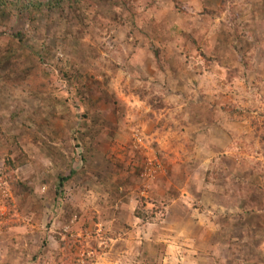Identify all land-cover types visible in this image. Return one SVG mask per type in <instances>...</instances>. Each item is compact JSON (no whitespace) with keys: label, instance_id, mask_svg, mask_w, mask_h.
<instances>
[{"label":"rangeland","instance_id":"rangeland-1","mask_svg":"<svg viewBox=\"0 0 264 264\" xmlns=\"http://www.w3.org/2000/svg\"><path fill=\"white\" fill-rule=\"evenodd\" d=\"M83 10L81 25L13 18L0 36V75L20 63L0 81V172L25 157L12 171L28 188L21 197L0 177V231L12 226L25 244L0 233L4 263L264 264V0H84ZM72 155L81 170L65 206L24 199L57 189Z\"/></svg>","mask_w":264,"mask_h":264},{"label":"trees","instance_id":"trees-1","mask_svg":"<svg viewBox=\"0 0 264 264\" xmlns=\"http://www.w3.org/2000/svg\"><path fill=\"white\" fill-rule=\"evenodd\" d=\"M83 2L84 0H0V36L8 34L6 29H9L10 32V23L13 18H16L17 21L25 18L30 25H34L42 18H47L51 22L55 14L61 18H63V16L67 17V15L70 14L72 18H76L78 24L81 25L84 21L83 18H81L84 14ZM11 37L21 42L24 35L20 32H16L12 33ZM14 57V55L11 56V58ZM13 62L8 73L6 75H0L1 83H3L2 80H4L5 76L9 74L14 75L16 70L20 69V63H18L19 61H17L16 57ZM38 63L42 65L41 62ZM27 70L31 76H35L32 68L28 67ZM26 162L27 159L25 157L15 162H5L4 170L0 172V177L7 174L2 177L1 180L6 182L10 189L18 195L27 192L28 188L26 185L15 180L12 170L19 168L23 164H26ZM135 216L138 219H142L140 213H136ZM70 252H72V250ZM66 260L68 263L72 261L67 258Z\"/></svg>","mask_w":264,"mask_h":264},{"label":"crops","instance_id":"crops-1","mask_svg":"<svg viewBox=\"0 0 264 264\" xmlns=\"http://www.w3.org/2000/svg\"><path fill=\"white\" fill-rule=\"evenodd\" d=\"M90 152L91 153H89L90 154V157H94L97 161H98V166H100V168L103 166V167H105L106 166V163H107V160L105 159V157H104V154H102L101 153V151H99V150H90ZM66 163H65V165L63 166L64 167V171H66V172H68V171H70V173H69V175H67L68 173H66V175H62V177H60V179H59V182H56V184L55 185H58V187H57V189H53V187H52V185H50V184H48L47 185V187H49V189H46V191H44V192H41L40 190L39 191H36V190H34V191H32L33 193L31 194V193H28V196L25 198V196H24V199H31V200H33V202H37V203H42L41 202V200H43V197H48L49 196V194H50V201L53 203V204H55V201L54 200H56V199H58L59 200V202H57V203H59V207L61 206H65L66 204H67V201H69V199H65L64 198V185H66L68 182H69V180L71 179V176H73V175H75V173L77 172V171H80L81 170V166H80V160L76 157V156H74V155H72L71 157H69V156H66ZM72 161V162H71ZM95 161V160H94ZM51 161H50V159H48L45 155H42V157H41V161H40V163H41V165L43 166V168H46L48 171V173L50 174V176L51 177H54V176H58V174H57V168H56V163L55 162H53L52 161V164L49 166V167H46V164L48 165L49 163H50ZM173 164H175V163H173ZM53 165H54V167H53ZM183 168H181V169H178V170H182ZM172 170H174V167L170 170V172H172ZM169 171V170H168ZM49 180H50V177H47ZM84 180H86V179H84ZM99 180H100V177H99ZM98 183H99V181H97ZM135 183L138 185L139 184V179H137L136 181H135ZM71 184H73V182H71ZM83 183H81V186H79L78 188H76V189H72V191H71V193L73 194V195H76V194H79V193H81L82 191H83V187L85 186V187H87V188H92L91 186H94L95 188H98L99 186H98V184L97 183H94L92 180H91V183H88V185H87V181L85 182L84 181V186L82 185ZM106 184H109L108 182L106 183ZM111 184V183H110ZM118 184H120V186H124L125 188H126V185H123V184H121V183H118ZM152 184L153 185H151V187H152V190H150V191H153L156 187H157V184L155 183V181H154V183L152 182ZM97 186V187H96ZM115 186H109V185H106L105 186V188H106V194H108L109 196H111V197H113L115 200L116 199H118V198H121V197H125V196H123V194H122V196L121 195H117L116 193L115 194H113V188H114ZM117 188H120V187H117ZM117 188H115V189H117ZM112 192H111V191ZM116 192V191H115ZM41 194V195H40ZM23 195V194H22ZM22 195H19V196H21L22 197ZM54 195H56V199H54ZM51 196H52V198H51ZM69 196V195H68ZM49 198V197H48ZM174 199V200H173ZM173 199H172V201H174V203H172V207H171V212H173L174 211V207H176V205L174 206V204L177 202V201H180L179 199H175V197H173ZM88 200V199H87ZM131 202H132V200H129L128 201V206H127V203H123V202H121V203H118L117 202V205L118 206H120V208H130L131 207ZM130 206V207H129ZM174 206V207H173ZM99 207V206H98ZM250 207H252V206H250ZM69 208V206L67 205V207H66V209H68ZM65 209V210H66ZM61 210H63V209H57V208H54V213L55 214H59V216H57V219L60 217V214H61ZM67 213V212H66ZM174 213V212H173ZM52 214V213H51ZM177 218V217H176ZM176 218H175V215L173 216V215H170L169 214V218H168V223H170V225H176V221H180V220H183L181 217H179V219L180 220H176ZM57 219L55 218V220L57 221ZM58 222V221H57ZM181 223V222H180ZM183 224V223H182ZM200 224V223H199ZM7 224L5 223V225H4V227L5 228H2L1 229V231H0V233H1V236H3L5 233H7V232H9L8 234H9V238H5V239H3L4 241H7V242H9V241H11V240H13L15 243L14 244H12L11 242L9 243L10 244V246H14V245H18L19 247H20V250L22 251V248L24 247V245L19 241V238L18 237H16V236H18V234H19V236H21L22 237V234L21 233H19V231L17 232V231H15L14 230V228L11 226V227H7L6 226ZM168 227H169V225H168ZM11 228V229H10ZM174 230H175V228H174ZM0 236V237H1ZM3 241V242H4ZM2 242V239L0 240V243ZM129 254V253H128ZM132 253L130 252V255H131ZM133 258H135V256H133V257H131V259H133ZM23 262V261H22ZM0 264H5L4 263V260H3V257H1L0 256ZM24 264H27L26 262L24 263ZM109 264V263H108Z\"/></svg>","mask_w":264,"mask_h":264}]
</instances>
